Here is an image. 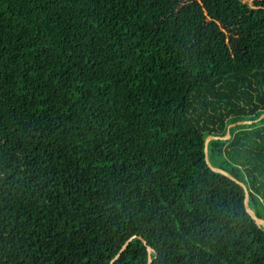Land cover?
Wrapping results in <instances>:
<instances>
[{
	"label": "trees",
	"instance_id": "trees-1",
	"mask_svg": "<svg viewBox=\"0 0 264 264\" xmlns=\"http://www.w3.org/2000/svg\"><path fill=\"white\" fill-rule=\"evenodd\" d=\"M263 113L264 0H0V264H264Z\"/></svg>",
	"mask_w": 264,
	"mask_h": 264
},
{
	"label": "water",
	"instance_id": "water-1",
	"mask_svg": "<svg viewBox=\"0 0 264 264\" xmlns=\"http://www.w3.org/2000/svg\"><path fill=\"white\" fill-rule=\"evenodd\" d=\"M262 117H264V113L261 114V115L259 116V118H262ZM250 122H251V121L242 120V121H236V122H234V123H230V124H228L227 127H226V131H225L224 136H220V137H214V136H210V135H209V136H206L205 139H204V147H203L204 153L206 154V144H207V142H208L210 139H216V138H219V139H227V138L229 137V132H228V130H229L230 127L235 126V125H239V124H243V123H250ZM205 162L207 163V165L209 166V168H210L211 170H213V171H215V172H218V173H220V174H222V175H225V176H227L228 178L234 180V178H232L228 173H226V172L223 171L222 169L217 168V167H212V166L208 163V161H207V156H206V155H205ZM234 181H236V180H234ZM239 184H240V183H239ZM246 196H247V192H246V190L244 189L245 202H246ZM247 211H248L249 214L252 216V218L255 220L256 224L264 226V221H263V220L258 219V218H255V217L252 215L251 211L248 210V208H247ZM127 242H128V240H126L125 243L122 245V247H121L120 250L118 251L117 255H118V254L124 249V247H125V245L127 244ZM147 249H148V248H147ZM117 255H116V256H117ZM113 259H114V258H113ZM113 259L110 261V263L113 261ZM110 263H109V264H110Z\"/></svg>",
	"mask_w": 264,
	"mask_h": 264
}]
</instances>
